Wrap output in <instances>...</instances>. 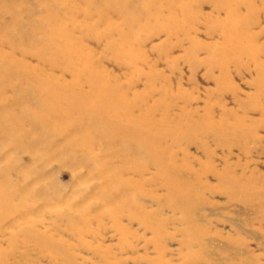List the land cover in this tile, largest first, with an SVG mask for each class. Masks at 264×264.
<instances>
[{
  "label": "rangeland",
  "instance_id": "374dc122",
  "mask_svg": "<svg viewBox=\"0 0 264 264\" xmlns=\"http://www.w3.org/2000/svg\"><path fill=\"white\" fill-rule=\"evenodd\" d=\"M0 76V264H264V0H0Z\"/></svg>",
  "mask_w": 264,
  "mask_h": 264
},
{
  "label": "bare ground",
  "instance_id": "6f19581e",
  "mask_svg": "<svg viewBox=\"0 0 264 264\" xmlns=\"http://www.w3.org/2000/svg\"><path fill=\"white\" fill-rule=\"evenodd\" d=\"M2 75V74H1ZM5 76V75H4ZM0 77H2V76H0ZM24 77V76H23ZM53 78V77H52ZM1 79V78H0ZM60 80V79H59ZM61 81V80H60ZM46 82V81H45ZM95 82H97V81H94L93 82V85L95 84ZM42 83V82H41ZM49 83H51V82H49ZM49 83H47V84H49ZM55 83V82H54ZM100 83V82H99ZM99 83H97V86H98V84ZM56 84H57V82H56ZM40 85V84H39ZM45 85H46V83H45ZM45 85H43V84H41L40 86H42L41 87V90H40V92L38 93L39 95H41L43 98H44V104H46V102H48V99L46 98V97H48L50 100L51 99H53L54 98V100L53 101H50L51 103H52V106H55V109H56V104H57V101H58V98L59 97H64V98H66V99H71V101H75V102H77V103H75V105H77L78 107H80V108H83L84 110V113H85V111H92V113H95V114H97L98 115V118H100V120L101 121H103V123H105V125L107 126V124L108 125H112V123L113 122H115V124H116V122L117 121H119V120H117L115 117H117V114H116V112H112V113H115V115H113V114H109V111H110V109H109V111H106L107 109H105L106 107H104V109H105V111H104V109H102L103 107H99V105L97 106V108L95 107V106H90L89 105V103H90V97H92V95L88 98V100H89V102L87 101V99H86V97H84V95H82V96H80V94H77V93H75V92H71V89H70V92H68L67 91V89L65 88V90L67 91V92H65L64 91V89H63V91H61L62 90V88H61V86H60V89L58 88V86L57 85H55L54 84V87L56 86V88H54L53 87V85L51 86V88L50 87H48V89H47V87L45 86ZM61 85H64L63 83L61 84ZM43 86H45L46 87V90H43ZM67 86V85H66ZM97 86H93V87H97ZM99 86H100V84H99ZM53 87V88H52ZM69 87V86H68ZM101 88H102V86H100ZM64 88V87H63ZM92 88V87H91ZM40 89V88H39ZM45 89V88H44ZM96 89H99V88H96ZM23 90V89H22ZM43 90V91H42ZM93 91H95L94 89H92ZM103 91H104V88L102 89ZM23 91H26V90H23ZM28 91V90H27ZM37 91V90H36ZM39 91V90H38ZM42 91V92H41ZM93 91H90V92H93ZM98 92H99V90H98ZM97 92V93H98ZM101 92V91H100ZM102 93V92H101ZM100 93V94H101ZM102 94H104V93H102ZM106 96H107V94H105ZM85 96H87V95H85ZM102 96V95H101ZM32 97V96H31ZM20 98V97H19ZM39 98H40V96H39ZM32 99V98H31ZM61 99V98H60ZM24 100V99H23ZM28 100V99H27ZM34 100H35V98H34ZM91 100H92V98H91ZM94 100V99H93ZM92 100V101H93ZM96 100H99L100 101V99H96ZM95 100V101H96ZM113 100V99H112ZM21 102H22V100H20ZM36 101V100H35ZM34 101V102H35ZM70 101V102H71ZM91 101V103H92V105H95L96 103H95V101L94 102H92ZM114 101V100H113ZM112 101V102H113ZM50 102H49V104H50ZM105 102V101H104ZM120 102V101H119ZM40 103H41V100H40ZM93 103H95V104H93ZM100 103H101V101H100ZM102 103H103V99H102ZM108 103V102H107ZM116 103H118L117 101H116ZM115 103V104H116ZM23 104V103H22ZM60 104V103H59ZM65 104V103H64ZM63 104V105H64ZM74 104V103H73ZM98 104V103H97ZM96 104V105H97ZM109 104V103H108ZM113 104H114V102H113ZM115 104H114V106H115ZM47 105V104H46ZM62 105V104H61ZM110 105H112V104H110ZM109 105V106H110ZM121 105V104H120ZM66 106V105H65ZM71 106V105H70ZM117 106V105H116ZM118 106H119V104H118ZM72 107V106H71ZM77 107V108H78ZM98 107H99V109H98ZM111 107V106H110ZM121 106H119V108H120ZM70 108V107H69ZM107 108H108V106H107ZM62 109V108H61ZM67 109V108H66ZM74 109V108H73ZM101 109V110H100ZM124 108H122V110H123ZM53 110V109H52ZM57 110V109H56ZM113 110V109H112ZM111 110V111H112ZM5 111V110H4ZM6 111H8V110H6ZM12 111V110H11ZM55 111V110H54ZM115 111V110H114ZM124 111H125V109H124ZM45 112V111H44ZM44 112H43V117H44ZM108 112V113H107ZM117 112H119V111H117ZM123 112V111H122ZM10 113V112H9ZM94 115V114H93ZM119 115V114H118ZM121 115V114H120ZM122 115H124V114H122ZM5 116H6V113L5 112H0V119H2V118H5ZM9 116V115H8ZM41 116H42V112H41ZM46 116V115H45ZM42 118V117H41ZM11 119V118H10ZM43 119V118H42ZM93 119V118H92ZM5 120V119H4ZM12 120V119H11ZM96 120V119H95ZM94 120V121H95ZM99 120V121H100ZM125 120V119H124ZM1 121V120H0ZM8 121H9V119H8ZM10 122V121H9ZM13 122V121H12ZM93 122V121H92ZM120 122V121H119ZM125 123H126V120L124 121ZM3 123V122H2ZM6 123H7V121H6ZM101 123V122H100ZM1 124V123H0ZM4 124V123H3ZM13 124H16L17 126H18V123H15V122H13ZM89 124V123H88ZM98 124H99V122H98ZM5 125H7V124H4V126ZM47 125V124H46ZM92 125V124H91ZM102 125V124H101ZM3 126V125H2ZM8 126V125H7ZM14 126V125H13ZM17 126H14V127H17ZM12 127V126H11ZM12 128V129H17V128ZM111 127V126H110ZM2 127H0V129H1ZM92 128V127H91ZM98 128V127H97ZM102 128V127H101ZM106 128V127H105ZM108 129V128H107ZM128 129V128H127ZM85 130H87V128L85 129ZM94 130V129H93ZM1 131V130H0ZM3 131H4V129H3ZM2 132V131H1ZM0 132V133H1ZM6 134V133H5ZM127 134V133H126Z\"/></svg>",
  "mask_w": 264,
  "mask_h": 264
}]
</instances>
